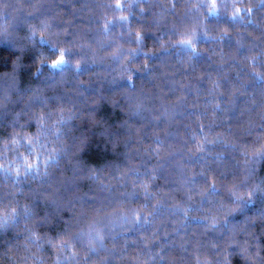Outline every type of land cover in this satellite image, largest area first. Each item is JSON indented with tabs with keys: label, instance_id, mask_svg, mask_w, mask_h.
<instances>
[{
	"label": "clouds",
	"instance_id": "obj_1",
	"mask_svg": "<svg viewBox=\"0 0 264 264\" xmlns=\"http://www.w3.org/2000/svg\"><path fill=\"white\" fill-rule=\"evenodd\" d=\"M0 264H264V0H0Z\"/></svg>",
	"mask_w": 264,
	"mask_h": 264
}]
</instances>
